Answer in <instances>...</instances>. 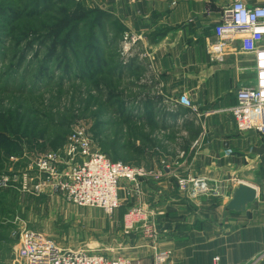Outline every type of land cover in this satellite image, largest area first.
<instances>
[{"label":"rangeland","instance_id":"rangeland-1","mask_svg":"<svg viewBox=\"0 0 264 264\" xmlns=\"http://www.w3.org/2000/svg\"><path fill=\"white\" fill-rule=\"evenodd\" d=\"M124 31L82 0H0V184H9L0 187V264H17L24 230L60 249L110 257H126L139 239L154 241L143 223L125 228L135 208L107 215L19 186L25 174L35 184V160L63 148L77 126L112 160L153 171L173 162L182 146L179 113L148 65L122 55ZM130 188L121 191L139 194Z\"/></svg>","mask_w":264,"mask_h":264},{"label":"crops","instance_id":"crops-1","mask_svg":"<svg viewBox=\"0 0 264 264\" xmlns=\"http://www.w3.org/2000/svg\"><path fill=\"white\" fill-rule=\"evenodd\" d=\"M82 1L142 36L139 51L150 52L152 60L138 53L137 66L148 65L182 127L173 162L149 166L165 170V177L143 179L139 194L120 193L124 215L142 208L158 225L154 241L139 239L125 256L134 264H155V244L170 252L165 264H215L216 256L220 264H264V135L240 133L230 112L237 92L255 83L253 55L242 53L239 43L224 62H212L207 53L222 12L234 0ZM181 96L194 108L181 105ZM175 177L204 178L221 193L193 195L182 191ZM241 183L254 187L257 197L242 212L229 210Z\"/></svg>","mask_w":264,"mask_h":264},{"label":"built area","instance_id":"built-area-1","mask_svg":"<svg viewBox=\"0 0 264 264\" xmlns=\"http://www.w3.org/2000/svg\"><path fill=\"white\" fill-rule=\"evenodd\" d=\"M258 1L259 4L251 6L243 0H234L224 9L215 27L216 40L208 44L207 53L212 62H224L228 51L239 43L242 53L253 55L255 83L237 92V103L230 112L240 133L264 135V0ZM122 39L123 56L134 57L140 53L141 35L127 30ZM140 56L152 60L148 51H143ZM179 103L194 108L186 96H181ZM34 169L37 173L35 184L30 183L32 178L28 174L20 177L19 186L23 191L36 195L50 193L81 207L100 209L107 215L120 208L121 190L131 187L130 190L140 193L143 179L149 175L161 178L165 171L156 172L111 160L96 148L92 136L82 126L71 130L59 151L37 158ZM177 184L181 190L191 191L193 195L221 193L219 187H212L204 178L181 177ZM3 186L9 184L4 181L0 184ZM148 220L146 212L136 208L125 215V228L131 231L136 224L143 223L145 235L155 239V226ZM153 247L155 264H165L170 252ZM15 256L17 264H133L122 256L110 258L85 250L60 249L42 234L30 230L22 232ZM214 262L220 264V256H216ZM248 264H259V260Z\"/></svg>","mask_w":264,"mask_h":264},{"label":"water","instance_id":"water-1","mask_svg":"<svg viewBox=\"0 0 264 264\" xmlns=\"http://www.w3.org/2000/svg\"><path fill=\"white\" fill-rule=\"evenodd\" d=\"M256 197L257 190L254 187L241 183L235 189L227 208L232 211L242 212L250 203L254 202Z\"/></svg>","mask_w":264,"mask_h":264},{"label":"trees","instance_id":"trees-1","mask_svg":"<svg viewBox=\"0 0 264 264\" xmlns=\"http://www.w3.org/2000/svg\"><path fill=\"white\" fill-rule=\"evenodd\" d=\"M99 9V8H98ZM112 160V159H111ZM113 161H119V160H113Z\"/></svg>","mask_w":264,"mask_h":264}]
</instances>
